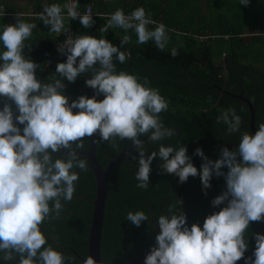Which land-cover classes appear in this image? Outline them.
<instances>
[{
    "label": "clouds",
    "instance_id": "1",
    "mask_svg": "<svg viewBox=\"0 0 264 264\" xmlns=\"http://www.w3.org/2000/svg\"><path fill=\"white\" fill-rule=\"evenodd\" d=\"M240 3L248 6L250 0ZM78 6V0L44 6L39 19L50 26V32L60 33L65 27L63 8L72 20L79 18L82 26L91 28L95 21L90 10L81 15ZM153 23L143 7L127 16L117 9L100 31L109 27L125 32L133 29L137 43L151 40L163 51L169 43L166 26L160 23L149 30L147 26ZM36 27L17 17L0 32L5 49L0 52V253L4 254L0 259L11 261L19 256V264H66L69 257L62 251L52 245L45 247L47 237L41 225L48 218L59 217L62 199H73L79 180L74 169L87 170L86 160L80 159L76 150L84 148L85 137L97 134L104 141L115 137L131 141L139 150L138 188H148L151 165L157 157L162 161L160 169L177 176L181 184L190 176H199L205 195L214 175L225 178L226 190L211 203L213 207L226 206L207 216L202 227L198 223L189 227L185 211L177 214L174 206L168 209L171 215L159 216L156 223L160 231L145 264H237L244 258L250 223L264 221V123L254 134L244 132L233 150L223 147L217 160H210L202 148H197L194 155L203 160L199 170L185 145L161 144L158 152L146 154V141L141 137L147 136L149 142L164 141L175 136L176 130L166 127L161 119L168 101L159 89L150 87L147 78L141 83L135 74L117 73L114 58L125 63L130 53L126 55L104 37L80 35L58 47L67 60L57 64L58 78L43 83L36 76L40 66L23 54L24 42ZM130 40L125 35L120 45ZM171 55H178L177 48ZM85 72L92 74L86 85L96 94L91 98L81 95L69 103L64 80L74 83ZM101 95L103 100L98 99ZM216 122L227 125L231 134L240 131L242 117L235 108H229ZM62 149L69 150L67 158H54L53 154L62 153ZM225 167L227 172L222 171ZM177 203L183 208L182 200ZM126 219L140 227L149 216L142 210L129 211ZM255 241L254 259L247 257L245 264H264V234L255 233ZM82 264L98 262L89 255Z\"/></svg>",
    "mask_w": 264,
    "mask_h": 264
},
{
    "label": "trees",
    "instance_id": "2",
    "mask_svg": "<svg viewBox=\"0 0 264 264\" xmlns=\"http://www.w3.org/2000/svg\"><path fill=\"white\" fill-rule=\"evenodd\" d=\"M88 1L90 0H78V7L92 3L96 17L93 18L95 24L91 28L82 26L79 18L72 20L66 17L67 9L62 8L65 27L60 33H52L50 26L29 14H39L44 10V6L52 4L63 6L68 0H0V32L6 24L15 23L17 17L37 25L32 30V36L24 42L23 54L25 58H31L40 66L36 70V76L43 83H51L58 78L57 64L67 60V56L62 55L58 47L64 40V31L70 28L74 40L80 35L104 37L120 47L126 55L130 53L125 63H120L114 58L117 73L124 71L135 74L141 78V83L147 78L150 87L159 89L160 95L168 101L167 111L160 113L161 119L166 127L176 130V135L167 140L170 141L169 144H175L173 146H187V154L198 170L203 160L194 155L197 148H202L210 160H217L220 158L222 147H219L218 143H226L231 138L232 143H238L244 132L251 134L248 105L235 96L241 95L253 103L257 110V128L260 123H264V92H254L255 87L264 86V72L258 68L263 65L264 56L258 53L254 60H249L248 54L244 53L246 45L242 40L247 30L254 33L252 41L264 39L262 12L255 13L263 0H250L248 6L241 4L240 0H207V13L202 9V0H154L143 5L124 4V0H113L105 5ZM138 7H143L155 22L147 26L149 30H154L160 23L166 26L169 43L165 50H159L151 40L144 44L137 43L133 29L125 32L122 28L109 27L106 32L100 31L117 9H122L127 16ZM100 14L105 16L100 17ZM212 14L216 15L215 18L211 17ZM125 35L130 36L131 40L121 46L120 41ZM227 41L231 43L230 51L227 53L221 50L220 56L226 58L222 64H217L216 47L219 43ZM173 48L178 50L176 57L171 55ZM4 50L0 42V52ZM85 75L89 79L92 78L90 72H85L78 76L74 83L64 80V94L70 97L69 103L81 95L91 98ZM257 89L264 91V88ZM104 98L103 95L98 97L99 100ZM2 107L0 100V108ZM229 108H235L237 114L242 117L240 131L231 134L227 132V125L216 122L217 117ZM20 127L22 129L23 125ZM90 139L91 137H85L84 148L77 150L85 151ZM151 143H145V149H148L146 154L158 152L161 144L166 146V139L154 142L152 147ZM124 144L125 140L119 137L108 141L99 139L95 148L97 161L105 168L122 154ZM230 147L236 148L234 145ZM149 148H152L151 151ZM128 154L117 164L110 177L102 240L104 264H126L141 253L150 252L156 244V221L160 213L168 214L171 206H174L173 211L177 214L185 211L187 223L191 218L204 222L213 207L211 201L226 190L225 178L214 175L211 180L212 187L207 189L208 194L205 195L199 176H190L187 182L181 184L177 176L160 169L161 163H152L148 188H138L139 181L135 178L139 168L136 165L138 161L133 159L134 152ZM57 158L67 157L61 154ZM156 160L162 162L159 157ZM74 171L79 173V180L75 182L73 199H62L64 207L59 217L48 218L41 225V230L47 237L45 247L52 245L56 250L62 251L69 257L66 264H82L76 254L87 258L91 201L95 193L94 178L88 165L86 171L79 168ZM222 171L227 172L228 169L225 167ZM178 200L183 201V208L177 203ZM222 206L225 207L226 203ZM141 210L148 214L149 221L136 227L126 219L127 213ZM154 213L155 223L151 220ZM255 233L264 234V221L250 223L246 231L249 247L245 257L237 261V264H245L246 258L253 256L256 246ZM3 255L0 253V257ZM0 264H19V256H15L11 261L0 259Z\"/></svg>",
    "mask_w": 264,
    "mask_h": 264
},
{
    "label": "water",
    "instance_id": "3",
    "mask_svg": "<svg viewBox=\"0 0 264 264\" xmlns=\"http://www.w3.org/2000/svg\"><path fill=\"white\" fill-rule=\"evenodd\" d=\"M86 79H89L87 75H85ZM91 97L94 96V89L90 88ZM237 99L245 102L248 105L250 112V124L249 128L252 134H254L257 130L256 127V110L254 108L253 103L247 98L239 95L235 96ZM97 141H99V136H93L90 139L88 147L85 151L76 150L79 157H82L86 160L89 170L91 171L94 183H95V193L94 199L91 201L92 209H91V217L89 223V233H88V254L93 256L98 264H104L102 260V240H103V229H104V220L106 216L107 210V200L109 195L110 188V177L117 166V164L126 156L129 151L122 152L115 160L111 161L109 165L104 168L97 161L95 157V148L97 145ZM69 150L62 151L64 154H67ZM159 226L155 225L156 236L159 234ZM150 252H146L141 254L140 256L132 259L126 264H145V258ZM80 261H83L85 258H82L78 254H76Z\"/></svg>",
    "mask_w": 264,
    "mask_h": 264
},
{
    "label": "rangeland",
    "instance_id": "4",
    "mask_svg": "<svg viewBox=\"0 0 264 264\" xmlns=\"http://www.w3.org/2000/svg\"><path fill=\"white\" fill-rule=\"evenodd\" d=\"M213 6H215L214 2H213ZM202 9L204 10L205 13H207L208 10L207 0H202ZM256 12H262V19H263L262 22L264 23V0L260 2L259 9L255 11V13ZM215 16L216 15L213 14L211 15L212 18H215ZM247 23L249 24L248 19H247ZM253 36L254 33L252 32V30H247L246 34L243 36L242 39L245 42L244 45H246L244 49V53L248 54L249 60H254L255 55L258 53L264 56V39L252 41ZM230 45L231 43L227 41V42L219 43V45L216 47L217 56L215 57V62L217 64H222L224 59L226 58V56H223V58L220 56L221 50L228 53L230 51ZM262 64L263 65L258 66V68L262 72H264V60Z\"/></svg>",
    "mask_w": 264,
    "mask_h": 264
},
{
    "label": "flooded vegetation",
    "instance_id": "5",
    "mask_svg": "<svg viewBox=\"0 0 264 264\" xmlns=\"http://www.w3.org/2000/svg\"><path fill=\"white\" fill-rule=\"evenodd\" d=\"M257 88H264V86H258V87H255V91L254 92H256V93H261V92H264V91H261V90H258ZM256 102H258V100H256ZM257 105V104H256ZM256 113H257V110H256ZM247 127V126H246ZM143 140H145L146 142H148L147 141V139H148V137L147 136H143V137H141ZM237 141H239L238 139H237ZM129 141L128 140H125V144H124V149H123V152L124 151H129L128 153L129 154H131V153H133L134 152V156L136 157V160L138 161V159H139V150L137 149V148H135L134 146H133V144L132 143H128ZM145 142V143H146ZM158 142V141H157ZM169 142L170 141H168L167 139H166V146L167 145H175V144H169ZM227 143H229V144H227ZM154 144V142H152L151 144H150V147H152V145ZM219 144V147L220 146H222L221 148H220V150L223 148V147H227L229 150H233V149H231V145H234V146H236V147H238V145H239V142L238 143H236L235 141L232 143V138L231 139H229L226 143H224V142H221V143H218ZM177 147V146H176ZM151 149L152 148H149V150L151 151ZM62 151H66L65 149H62L61 150V152ZM147 151H148V149H146V153H147ZM149 151V152H150ZM220 153V152H219ZM61 154H64L63 152L62 153H56V155H54V158H57V157H59ZM128 154V155H129ZM127 155V156H128ZM64 156H66L65 154H64ZM193 162V161H192ZM153 164H156V163H162V162H158L156 159L155 160H153V162H152ZM194 163V162H193ZM136 165L137 166H139L138 164H137V162H136ZM107 167V166H106ZM105 167V168H106ZM152 167V166H151ZM155 167H153V169H154ZM113 173V172H112ZM112 175V174H111ZM174 178V177H173ZM171 182V181H170ZM166 184H167V182H166ZM223 209V206L222 205H220V206H218V207H212V209L208 212L209 213V215H211V214H213V213H215V212H218V211H220V210H222ZM161 215H163V213H160ZM167 214V213H166ZM169 214V213H168ZM167 214V215H168ZM196 214H198L197 212H196ZM154 218H155V213L154 214H152L151 215V220H153V222L155 223V221H154ZM198 218H199V215H198ZM192 218L189 220L188 219V224H189V227H191V225L192 224H194V223H198L201 227L203 226V221H201V219H199L198 220V222H197V220H192ZM154 225V224H153ZM156 225V224H155ZM156 233V232H155ZM145 253V252H144ZM141 254H143V253H141ZM140 254V255H141ZM140 255H138V256H140ZM137 256V257H138Z\"/></svg>",
    "mask_w": 264,
    "mask_h": 264
},
{
    "label": "built area",
    "instance_id": "6",
    "mask_svg": "<svg viewBox=\"0 0 264 264\" xmlns=\"http://www.w3.org/2000/svg\"><path fill=\"white\" fill-rule=\"evenodd\" d=\"M72 2V1H71ZM89 10L91 12V15L94 17H96V14L94 13L93 11V6L91 3H86L85 5H82L80 7L77 8V11L81 14V15H84V14H88L89 13ZM43 12V11H42ZM40 14V13H39ZM39 14H29V16L31 17H34V18H38L39 19ZM67 16V15H66ZM105 15L101 14L100 17H104ZM68 17V16H67ZM64 40L60 43V45H64L66 41H69V40H74V37H73V31L72 29L70 28L69 30L67 31H64Z\"/></svg>",
    "mask_w": 264,
    "mask_h": 264
},
{
    "label": "crops",
    "instance_id": "7",
    "mask_svg": "<svg viewBox=\"0 0 264 264\" xmlns=\"http://www.w3.org/2000/svg\"><path fill=\"white\" fill-rule=\"evenodd\" d=\"M72 0H68V3H70ZM90 1H96V2H100L101 4H107V3H109V2H113V0H90ZM90 1H88V2H90ZM152 1H154V0H144V1H139V0H124L123 1V3L125 4V3H128L129 5H131V4H133L134 5V3H140L141 5H143V4H145V3H148V4H150V2H152ZM91 3V2H90ZM92 4V3H91ZM149 7V6H148ZM94 13L96 14V12L94 11ZM67 15V14H66ZM101 15V14H100ZM67 17V16H66Z\"/></svg>",
    "mask_w": 264,
    "mask_h": 264
}]
</instances>
